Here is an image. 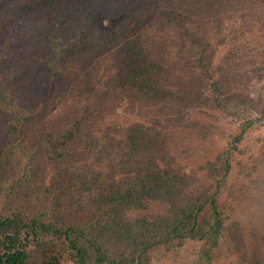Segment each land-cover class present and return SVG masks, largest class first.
Instances as JSON below:
<instances>
[{
	"label": "trees",
	"instance_id": "16d2710c",
	"mask_svg": "<svg viewBox=\"0 0 264 264\" xmlns=\"http://www.w3.org/2000/svg\"><path fill=\"white\" fill-rule=\"evenodd\" d=\"M227 1L0 0V198L12 201L0 210V264H60L62 254L72 264H150L149 248L187 237L201 241L194 264L216 260L231 150L264 124L216 89L214 51L200 27ZM168 30L174 58L202 78L181 100L202 97L243 120L230 147L203 167L213 170L211 188L193 186L155 122L103 120L117 93L152 103L174 94L159 81L169 68L155 46ZM152 201L166 202V213L128 217ZM255 256L244 264H264Z\"/></svg>",
	"mask_w": 264,
	"mask_h": 264
},
{
	"label": "rangeland",
	"instance_id": "374dc122",
	"mask_svg": "<svg viewBox=\"0 0 264 264\" xmlns=\"http://www.w3.org/2000/svg\"><path fill=\"white\" fill-rule=\"evenodd\" d=\"M217 10L213 14L207 13L208 22L200 27L210 36L214 51L212 73L218 80L216 89L223 97L234 99L240 108L247 110V117L257 119L264 116V2L229 0ZM168 32L155 46L157 50L165 51L163 59L169 68L159 81L170 87L174 94L171 97L168 94L166 103H152L139 94L126 98L117 93L107 104L108 114L103 120L105 125L121 127L135 122H155L156 130L166 141L168 155L195 180L193 186L211 188L213 170L207 171L203 167L230 147L243 120L229 111L213 108L202 97L181 100L187 93L194 95L202 78L195 79L190 74L191 68L174 58L177 47L171 37L174 32ZM151 33L157 34L156 31ZM201 87L200 95L210 94L208 85ZM69 99L67 104L76 107L72 98ZM236 145L237 148L231 150V168L219 198L227 227L226 238L211 264H244V259L250 263L252 255L259 261L264 260L263 122L258 120L246 129ZM11 202L0 198V210L9 208ZM167 209L166 202L152 201L146 208L130 210L127 215L135 218L163 214ZM200 246L201 241L191 237L162 242L148 249L149 263L194 264ZM60 264L72 262L62 254Z\"/></svg>",
	"mask_w": 264,
	"mask_h": 264
}]
</instances>
